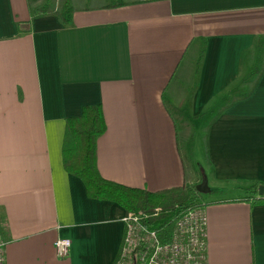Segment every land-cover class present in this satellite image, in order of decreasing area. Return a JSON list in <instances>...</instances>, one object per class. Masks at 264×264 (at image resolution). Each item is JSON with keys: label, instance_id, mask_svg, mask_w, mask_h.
Listing matches in <instances>:
<instances>
[{"label": "crops", "instance_id": "0c3cea01", "mask_svg": "<svg viewBox=\"0 0 264 264\" xmlns=\"http://www.w3.org/2000/svg\"><path fill=\"white\" fill-rule=\"evenodd\" d=\"M65 1L68 26L41 15ZM116 1L127 4L108 7ZM50 2L0 0L5 264L116 261L126 212L88 199L61 164L64 120L85 105H100L105 124L95 143L101 178L148 192L195 185L205 264H264V204L243 200L250 184L264 185V50L245 81L264 38V0ZM163 98L183 113L178 133ZM207 119L199 161L186 162L180 142L190 145ZM56 239L70 242L62 260Z\"/></svg>", "mask_w": 264, "mask_h": 264}, {"label": "trees", "instance_id": "16d2710c", "mask_svg": "<svg viewBox=\"0 0 264 264\" xmlns=\"http://www.w3.org/2000/svg\"><path fill=\"white\" fill-rule=\"evenodd\" d=\"M125 4L127 3L116 1L108 7H119ZM71 12V8L65 1L59 11L41 13V15L55 16L63 26H68ZM256 46L257 60L245 81L252 80L259 74L264 38L257 39ZM200 59L201 55L197 64ZM163 106L172 119L175 132L178 133L183 127L182 111L164 98ZM104 132L105 124L100 105H85L81 108L79 116L65 119L60 150L62 168L67 174L81 181L88 199L112 202L129 215H139L143 225L156 234L159 242L167 243L175 221L187 210L203 207L199 192L191 184L148 192L104 180L99 176L95 166V143ZM259 186L264 185L258 182L250 184L244 190L246 196L243 200L250 205L264 204V199L257 195Z\"/></svg>", "mask_w": 264, "mask_h": 264}, {"label": "built area", "instance_id": "2783aa9c", "mask_svg": "<svg viewBox=\"0 0 264 264\" xmlns=\"http://www.w3.org/2000/svg\"><path fill=\"white\" fill-rule=\"evenodd\" d=\"M120 221L123 233L113 264H205L206 217L203 207L182 214L175 221L167 243H160L156 234L143 225L139 215L126 213ZM4 245L0 235V264H5ZM69 245L67 239L53 242L57 259L67 256Z\"/></svg>", "mask_w": 264, "mask_h": 264}, {"label": "rangeland", "instance_id": "374dc122", "mask_svg": "<svg viewBox=\"0 0 264 264\" xmlns=\"http://www.w3.org/2000/svg\"><path fill=\"white\" fill-rule=\"evenodd\" d=\"M47 1V5L48 7H51L52 5L50 3V1L52 0H45ZM216 108H212V110L210 112H208L207 114V117L208 118H212V116L214 115V113L216 112ZM208 121L204 122L200 125V129L198 128V131H196V133H194V137L192 138V142L190 143V145H186V143L181 140L180 142V150L182 151V154H183V157L185 159V161L187 162V160H190L191 163H193L194 165L199 161V158H200V152L198 150V148H201L202 147V132H204L206 126H207V123L209 122L210 119H207ZM185 124L188 126H190V121L187 119L185 121ZM196 141H197V144H198V147H196ZM190 157L194 160H191ZM197 160V161H196ZM189 163V162H188ZM195 186V185H194ZM196 187V186H195Z\"/></svg>", "mask_w": 264, "mask_h": 264}, {"label": "water", "instance_id": "95a60500", "mask_svg": "<svg viewBox=\"0 0 264 264\" xmlns=\"http://www.w3.org/2000/svg\"><path fill=\"white\" fill-rule=\"evenodd\" d=\"M196 189H197L198 192L201 191L200 188H198V187H196ZM257 195H258L259 198L264 199V186H259L257 188Z\"/></svg>", "mask_w": 264, "mask_h": 264}]
</instances>
